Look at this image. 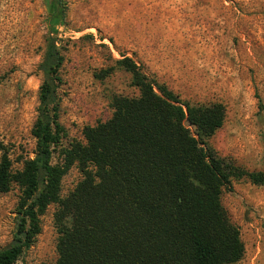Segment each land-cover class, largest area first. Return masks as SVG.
<instances>
[{
    "label": "rangeland",
    "instance_id": "1",
    "mask_svg": "<svg viewBox=\"0 0 264 264\" xmlns=\"http://www.w3.org/2000/svg\"><path fill=\"white\" fill-rule=\"evenodd\" d=\"M54 23L63 56L58 122L63 136L51 155L83 142L82 129L106 120L112 97L135 96L130 75L116 62L131 58L180 102H219L221 126L208 139L216 154L247 172L264 171V0H61ZM45 0H0V141L12 166L32 157L30 128L48 30ZM108 69V74L99 76ZM156 91V89H154ZM82 173L73 162L59 196ZM19 189L0 192V248L11 240ZM220 202L243 245L233 264H264V183L232 180ZM56 203L38 215L39 233L13 264H54L60 227Z\"/></svg>",
    "mask_w": 264,
    "mask_h": 264
},
{
    "label": "trees",
    "instance_id": "2",
    "mask_svg": "<svg viewBox=\"0 0 264 264\" xmlns=\"http://www.w3.org/2000/svg\"><path fill=\"white\" fill-rule=\"evenodd\" d=\"M48 30L37 69L41 80L30 134L32 157L14 168L0 141V192L19 189L10 242L0 264H13L39 233L38 215L56 203L60 227L54 264H233L243 253L239 232L221 205L232 180L264 183L220 157L208 139L221 126L219 102H180L131 58L116 62L130 75L135 96L112 97L110 116L82 129L83 142L51 155L63 136L58 122L63 56L54 31L61 0H45ZM108 74V69L99 76ZM156 89V91L154 90ZM76 162L82 178L64 197L59 181Z\"/></svg>",
    "mask_w": 264,
    "mask_h": 264
}]
</instances>
